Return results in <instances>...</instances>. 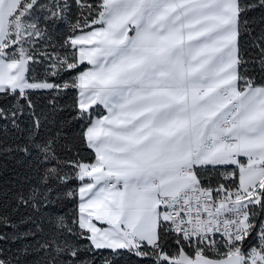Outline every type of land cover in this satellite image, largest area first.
I'll use <instances>...</instances> for the list:
<instances>
[{"label":"snow or ice","instance_id":"snow-or-ice-1","mask_svg":"<svg viewBox=\"0 0 264 264\" xmlns=\"http://www.w3.org/2000/svg\"><path fill=\"white\" fill-rule=\"evenodd\" d=\"M0 264H264V0H0Z\"/></svg>","mask_w":264,"mask_h":264},{"label":"trees","instance_id":"trees-1","mask_svg":"<svg viewBox=\"0 0 264 264\" xmlns=\"http://www.w3.org/2000/svg\"><path fill=\"white\" fill-rule=\"evenodd\" d=\"M12 176H13L12 165L11 163H9L7 171L0 174V184H4L5 181H11Z\"/></svg>","mask_w":264,"mask_h":264}]
</instances>
